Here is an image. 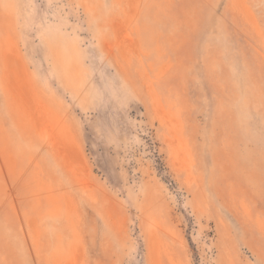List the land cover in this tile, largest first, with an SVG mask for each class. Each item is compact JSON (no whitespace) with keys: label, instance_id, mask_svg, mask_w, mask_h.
<instances>
[{"label":"rangeland","instance_id":"374dc122","mask_svg":"<svg viewBox=\"0 0 264 264\" xmlns=\"http://www.w3.org/2000/svg\"><path fill=\"white\" fill-rule=\"evenodd\" d=\"M0 264H264V0H0Z\"/></svg>","mask_w":264,"mask_h":264}]
</instances>
